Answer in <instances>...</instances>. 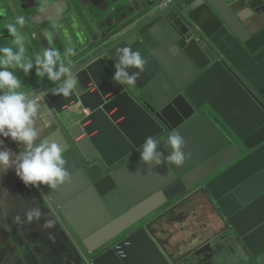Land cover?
<instances>
[{
	"label": "water",
	"instance_id": "1",
	"mask_svg": "<svg viewBox=\"0 0 264 264\" xmlns=\"http://www.w3.org/2000/svg\"><path fill=\"white\" fill-rule=\"evenodd\" d=\"M136 1L137 11L105 35L100 13L97 21L82 14L73 39L89 46L71 57L77 89L70 98L36 74L22 89L47 93L53 121L79 115L37 142L62 146L70 182L38 190L72 227L88 264H193L219 243L237 264H264V0ZM122 6L110 8L118 15ZM125 47L147 61L131 87L112 82ZM28 52L33 57L31 45ZM173 133L184 137L191 159L183 167L165 162L135 182L146 138L167 156ZM193 206L210 230L171 254L169 221Z\"/></svg>",
	"mask_w": 264,
	"mask_h": 264
},
{
	"label": "clouds",
	"instance_id": "2",
	"mask_svg": "<svg viewBox=\"0 0 264 264\" xmlns=\"http://www.w3.org/2000/svg\"><path fill=\"white\" fill-rule=\"evenodd\" d=\"M0 15L4 13L0 12ZM25 24L24 17H17L15 23H9L7 30L15 47H0V137L4 140L10 138L20 146L19 154L11 150H0V180H3L9 171L14 170L16 176L29 189L45 186L54 191L70 182V175L62 146L50 140L37 143L44 130L50 128L53 123L51 110L43 103L47 93H33L30 96L22 90V81L15 72L19 69L25 75H30L35 69L37 77H46L58 85L54 92L56 96L68 99L77 89V79L69 66L76 51L70 47L62 54L51 46L45 48L42 54H36L33 61L31 57L26 56L25 38L20 31ZM44 37L51 45L52 33L45 31ZM117 61L113 84L135 86L147 65L141 52L133 51L132 47H125L118 51ZM129 70L139 71L130 74ZM60 81L63 83H58ZM166 147L171 150L167 156L160 150L161 144L155 137H147L140 150L141 162L150 168L162 167L165 162L168 165L183 167L186 161L191 159V153L186 152L187 142L178 133L168 137ZM26 216L27 221L33 223L41 220L44 213L39 208H31ZM55 226L53 219H46L43 224L46 231ZM50 239L54 237L50 236Z\"/></svg>",
	"mask_w": 264,
	"mask_h": 264
},
{
	"label": "crops",
	"instance_id": "3",
	"mask_svg": "<svg viewBox=\"0 0 264 264\" xmlns=\"http://www.w3.org/2000/svg\"><path fill=\"white\" fill-rule=\"evenodd\" d=\"M112 3H121V0H112ZM134 3V0L122 3L121 17L134 8ZM95 5L100 13L103 7L100 3ZM54 120H52V126L44 130L40 139L54 131L56 124L65 127L73 126L79 121V115L73 116L66 112ZM96 135L97 133H94L92 137ZM0 141H2L0 150L13 152V147L17 145L10 138L4 140L0 137ZM129 160L130 158L125 159L119 166ZM137 170L139 179L135 182H142L149 175L154 174V169L143 163ZM31 208H39L44 213L43 218L38 222L27 221L26 213ZM46 219L55 220V228L44 230L43 224ZM207 220L208 216L198 206L184 208L172 215L167 231V241L164 244L166 250L171 254L183 252L193 243V240L197 241L202 234L210 230L204 225ZM50 236L54 239H50ZM85 255L87 250L72 227L62 215L49 207L38 189L26 187L14 170L9 171L3 180H0V264H88V258ZM193 264L237 263L227 246L219 243L197 257Z\"/></svg>",
	"mask_w": 264,
	"mask_h": 264
},
{
	"label": "flooded vegetation",
	"instance_id": "4",
	"mask_svg": "<svg viewBox=\"0 0 264 264\" xmlns=\"http://www.w3.org/2000/svg\"><path fill=\"white\" fill-rule=\"evenodd\" d=\"M127 1V0H126ZM121 0V3H125ZM137 3L136 0H134ZM95 3H100L103 8L100 10L101 18L99 20L102 26V35L107 34L123 13L114 15L110 5L112 0H0V47L14 46L13 38L10 37L7 25L15 23L17 17H24L26 24L20 29L25 38V47L27 49L26 56H31L28 52V46L34 49L33 61L36 54H42V41L45 40L44 32H51L53 41L50 45L53 48L64 53L66 41L69 42V48H74L76 54L83 48L89 46L88 42L84 46H76L73 34L80 27V19L82 14L93 18L97 21L98 11H95ZM138 9L135 4L134 8L128 12L133 13ZM97 10V8H96ZM126 14H124L125 16ZM54 25L56 27H54ZM19 28V26L17 25ZM46 48H49L47 44ZM15 74L21 79L23 87H27L34 80L30 78L36 74L35 69L30 75H25L23 71L17 69Z\"/></svg>",
	"mask_w": 264,
	"mask_h": 264
},
{
	"label": "built area",
	"instance_id": "5",
	"mask_svg": "<svg viewBox=\"0 0 264 264\" xmlns=\"http://www.w3.org/2000/svg\"><path fill=\"white\" fill-rule=\"evenodd\" d=\"M170 1H171V0H168V2H170ZM19 149H20V146H19V145H15V146L13 147V152L16 153V154H18ZM91 264H92V263H91Z\"/></svg>",
	"mask_w": 264,
	"mask_h": 264
},
{
	"label": "bare ground",
	"instance_id": "6",
	"mask_svg": "<svg viewBox=\"0 0 264 264\" xmlns=\"http://www.w3.org/2000/svg\"><path fill=\"white\" fill-rule=\"evenodd\" d=\"M92 125H93V124L88 123L86 126L89 127V128L91 129Z\"/></svg>",
	"mask_w": 264,
	"mask_h": 264
},
{
	"label": "rangeland",
	"instance_id": "7",
	"mask_svg": "<svg viewBox=\"0 0 264 264\" xmlns=\"http://www.w3.org/2000/svg\"><path fill=\"white\" fill-rule=\"evenodd\" d=\"M24 88V87H23Z\"/></svg>",
	"mask_w": 264,
	"mask_h": 264
}]
</instances>
